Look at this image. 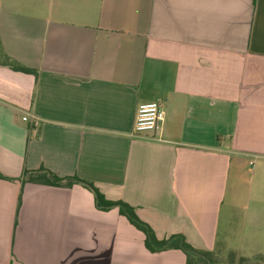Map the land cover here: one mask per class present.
<instances>
[{
  "label": "crops",
  "instance_id": "0c3cea01",
  "mask_svg": "<svg viewBox=\"0 0 264 264\" xmlns=\"http://www.w3.org/2000/svg\"><path fill=\"white\" fill-rule=\"evenodd\" d=\"M0 47L4 177L76 176L160 240L264 255V0H0ZM185 262L82 186L0 180V264Z\"/></svg>",
  "mask_w": 264,
  "mask_h": 264
},
{
  "label": "trees",
  "instance_id": "16d2710c",
  "mask_svg": "<svg viewBox=\"0 0 264 264\" xmlns=\"http://www.w3.org/2000/svg\"><path fill=\"white\" fill-rule=\"evenodd\" d=\"M0 54H2L0 47ZM1 64L8 67L12 71L24 74H30L37 77L35 70L26 68L15 60H12L3 54ZM0 180L20 181L22 184L31 183L57 188H71L79 185L89 190L94 198L95 206L99 211H110L116 209L118 213L125 217L131 226L139 231L144 237V247L151 253H161L165 251L178 250L185 256V264H221L223 254L221 250L207 252L193 248L183 235H171L165 239H158L149 225L142 222L136 215L135 209L122 201H109L105 199L103 194L90 182L82 180L76 176L59 177L54 173L40 168L35 171H23L22 175L17 179L6 178L0 173ZM219 251V252H218ZM217 252V253H216ZM236 253L226 251V258L230 263L234 261ZM238 264H264V255L255 256L251 259L240 258Z\"/></svg>",
  "mask_w": 264,
  "mask_h": 264
},
{
  "label": "built area",
  "instance_id": "2783aa9c",
  "mask_svg": "<svg viewBox=\"0 0 264 264\" xmlns=\"http://www.w3.org/2000/svg\"><path fill=\"white\" fill-rule=\"evenodd\" d=\"M163 119L164 111L160 102L139 104L135 110L133 132L135 134L153 133L158 130ZM22 121L32 125L35 123V118L29 120V117L24 116Z\"/></svg>",
  "mask_w": 264,
  "mask_h": 264
},
{
  "label": "rangeland",
  "instance_id": "374dc122",
  "mask_svg": "<svg viewBox=\"0 0 264 264\" xmlns=\"http://www.w3.org/2000/svg\"><path fill=\"white\" fill-rule=\"evenodd\" d=\"M215 251H217V249L215 250ZM214 251V252H215ZM223 251V252H222ZM219 252V251H218ZM221 252H222V254H223V258H222V260H221V264H238V260L241 258L238 254L236 255V257L234 258V261L232 262V263H230L229 261H228V259L226 258V251H224V250H221ZM217 253V252H216ZM254 258V257H253ZM251 259V258H250Z\"/></svg>",
  "mask_w": 264,
  "mask_h": 264
}]
</instances>
